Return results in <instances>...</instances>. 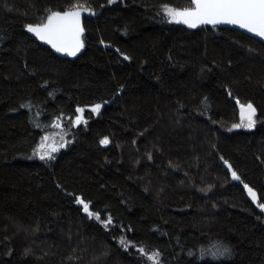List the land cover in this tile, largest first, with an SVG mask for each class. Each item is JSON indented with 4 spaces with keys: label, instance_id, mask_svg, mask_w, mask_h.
<instances>
[{
    "label": "trees",
    "instance_id": "obj_1",
    "mask_svg": "<svg viewBox=\"0 0 264 264\" xmlns=\"http://www.w3.org/2000/svg\"><path fill=\"white\" fill-rule=\"evenodd\" d=\"M191 6L0 0V264H264V44L162 13ZM76 8L94 12L76 59L29 36ZM248 103L255 126L229 130ZM78 108L86 122L36 158Z\"/></svg>",
    "mask_w": 264,
    "mask_h": 264
},
{
    "label": "snow or ice",
    "instance_id": "obj_2",
    "mask_svg": "<svg viewBox=\"0 0 264 264\" xmlns=\"http://www.w3.org/2000/svg\"><path fill=\"white\" fill-rule=\"evenodd\" d=\"M113 0H109V3H112ZM191 4L195 5V8H189L185 9L184 11L175 12L171 9H165L166 13L171 15L173 19L175 20L176 17H182V21L177 20L176 22H183L188 24L190 27H196L198 24H220V23H227L231 25H237L241 29H245L250 33H253L254 35L264 39V0H190ZM86 12H89V14H92L91 11L88 8L83 9ZM81 15V12L79 10L74 12H52L50 15L47 16L48 23L44 24L42 26H33L28 25L27 29L29 32H33L36 36L39 37V39L46 41L47 43L51 44L53 48H56L57 51H67L69 55H75L76 52L80 50V48L83 46L78 41L79 33L82 31V29L79 28V25L77 23L75 28V36L77 37V41L73 48L70 50L68 47L59 46L57 45L58 39L65 36L69 28L67 25L61 23L62 21H66L69 18H75L77 21ZM125 59H128V57H125ZM239 104V101H237ZM101 105L96 104L92 111L96 112L100 109ZM241 108V117H242V123L233 125V127H248L251 128L254 126L255 121L253 120V116L256 112V109L253 107L251 103L247 105H240ZM78 113H83L84 109L78 108L76 110ZM247 119V124H243V120ZM82 120V115H77L75 117V120L73 121V125L79 124ZM56 127H60L59 124L55 125ZM45 140H47V137H44ZM100 143L107 144L108 139L105 138L100 141ZM64 145L61 144L60 147H63ZM40 149L44 148V145L41 144ZM58 149L53 147L51 149V152H56ZM38 150H34L36 152ZM54 158L51 156L50 153H45L44 155L40 156V159L45 158ZM228 162L225 161V164ZM231 166L229 165V168ZM232 176L236 180H240V177L237 175L235 171L232 172ZM244 187L248 190L249 195L255 202L257 197L253 189L249 188L248 185H244ZM77 203L83 205V209L85 212L89 214V216L95 215L94 213L89 211V204L85 203L82 199L77 198ZM261 209H264V204L258 205ZM96 219L100 220L99 216H96ZM105 227H107L111 223V218L109 217L107 220L101 221ZM121 243L128 247L129 243L125 239H121ZM140 251L143 253L144 249H140ZM229 252V249L224 248L223 253ZM222 253V254H223ZM159 256L160 254L158 252L153 253L148 258L153 260L154 264H159Z\"/></svg>",
    "mask_w": 264,
    "mask_h": 264
},
{
    "label": "water",
    "instance_id": "obj_3",
    "mask_svg": "<svg viewBox=\"0 0 264 264\" xmlns=\"http://www.w3.org/2000/svg\"><path fill=\"white\" fill-rule=\"evenodd\" d=\"M191 8H195V5L192 4ZM186 9H189V8H186ZM77 10H79L81 12V15H80L78 21L75 18H69L68 20L61 22V23H63V24L68 26L69 31H68V33L65 36H63L60 39H58V41H57L58 47L59 46H64V47H68L71 50L73 48V46L75 45L76 41H77V37L74 34L77 23L79 25V28L83 30V24H82L83 17L91 16V15L94 14V12L92 10H90L92 14H89V12H86V11H84L81 8L70 9V10H65V11H54V12H60L62 14L64 12H66V11L74 12V11H77ZM184 10L185 9H179L176 12H180V11H184ZM182 19H183L182 17H176V19L175 20L173 19V20L176 22L177 20L182 21ZM47 23H48V20L46 18L45 21L42 24H33V26H42V25L47 24ZM176 23L179 24V25L181 24V25H183V26H185L187 28H190V29L193 28V27H190L188 24L183 23V22H176ZM203 25L208 26V27H212V28L216 27V28H231V29H235V30H238V31L244 33L247 36H251L252 38L257 39L259 42H262L264 44V39L254 35L253 33L248 32L245 29H241L237 25H231V24H227V23H220V24L213 25V24L204 23V24H198L196 27L203 26ZM196 27H194V28H196ZM28 34H29L30 37H34L36 40H38L43 46L45 45L48 48H50L51 51L55 55L57 54L59 57H61L63 59H67V58L76 59V57H78L79 53L82 50V47H81L80 50L78 52H76L75 55H69L67 51H64V52L57 51L56 48H53L51 44L47 43L44 40L39 39V37L36 36L33 32H29L28 31ZM81 34H82V31L79 33V36H78V41H79L80 44H82V41H81L82 35ZM231 177H233L232 174H231Z\"/></svg>",
    "mask_w": 264,
    "mask_h": 264
},
{
    "label": "rangeland",
    "instance_id": "obj_4",
    "mask_svg": "<svg viewBox=\"0 0 264 264\" xmlns=\"http://www.w3.org/2000/svg\"><path fill=\"white\" fill-rule=\"evenodd\" d=\"M165 9H171L173 11V13H175L177 10H174L172 8H165ZM165 9L163 8V15L168 19H172L173 17L169 14L166 13ZM249 104V103H248ZM247 105V104H246ZM80 115H82V113H80ZM255 115H256V112L254 114V116L252 117L253 120L255 121L254 123V126L256 124V121L257 119H255ZM75 120V117L74 118H60L58 120H55L51 126L49 127V129L47 130L46 133H44L41 138H40V141L37 143V146L35 147L34 150H38L36 152H34V155L36 158H39L40 159V156L41 155H44L46 152L47 153H50L51 156L55 157V155L60 151V149L62 147H60L61 144H63L65 146V144L67 143L68 141V134L70 132V129L75 127L76 125H79L81 123H85L86 120H85V117L82 115V120L79 124H76V125H73V121ZM238 122L237 123H234L230 126V129L229 130H241V129H252L253 127L251 128H248V127H244V126H241V127H233V125H236V124H241L242 123V117H241V110H239V117H238ZM56 124H59L60 127H56L55 125ZM243 124H247V119H244L243 120ZM44 137H47V140L44 139ZM43 144L44 145V148L43 149H40V145ZM63 146V147H64ZM55 147L57 148L58 150L56 152H51V149ZM53 159V158H52ZM50 158H45V159H40L46 163H49L51 162ZM89 216V214H88ZM147 254V257L151 256L153 253H146ZM149 259V258H148ZM151 260V259H149ZM153 262V260H151ZM154 263V262H153Z\"/></svg>",
    "mask_w": 264,
    "mask_h": 264
}]
</instances>
